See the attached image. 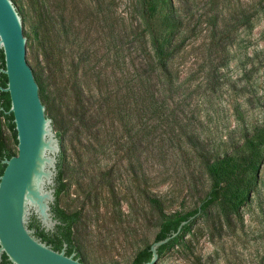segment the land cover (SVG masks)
<instances>
[{
    "label": "rangeland",
    "instance_id": "374dc122",
    "mask_svg": "<svg viewBox=\"0 0 264 264\" xmlns=\"http://www.w3.org/2000/svg\"><path fill=\"white\" fill-rule=\"evenodd\" d=\"M13 1L22 10L29 35L25 4ZM174 1L185 27L183 46L171 64L179 92L167 107L177 111L181 124L197 134L211 154L222 156L264 122V0H221L218 10L215 0ZM103 3L116 31L122 70L132 78L146 69L148 55L153 54L146 37L138 36L143 31L140 1ZM106 66L112 68L111 63ZM31 67L37 72L34 52ZM44 92L48 96L50 90ZM48 107L50 111V103ZM166 119L167 115L161 122L144 121L147 131L139 137L132 162L122 146L111 145L106 152L89 147L96 144L91 136L75 146L67 139L60 142L66 183L60 207L80 212L73 237L86 264H132L140 249L153 244L159 227L152 199L160 200L167 215L185 214L202 205L209 190L204 169L185 156L173 155ZM52 127L57 134L54 120ZM180 133L176 128L175 134ZM101 136L109 139L106 133ZM3 137L17 155L18 144L5 126ZM117 138L126 142L127 136L119 131ZM219 218L218 226L210 228L201 215L185 233V240L192 242L176 246L157 264H264V165L257 191L240 213L230 221Z\"/></svg>",
    "mask_w": 264,
    "mask_h": 264
},
{
    "label": "trees",
    "instance_id": "16d2710c",
    "mask_svg": "<svg viewBox=\"0 0 264 264\" xmlns=\"http://www.w3.org/2000/svg\"><path fill=\"white\" fill-rule=\"evenodd\" d=\"M139 1L143 31L138 36L143 40L146 37L153 54L148 55L146 69H141L131 78L122 70L118 58L120 52L115 43L116 31L109 22V11L103 0H23L26 7H23V16L29 18V36L34 40L35 79L39 88L50 90L45 99L50 103L60 142L67 139L74 145L75 142L82 143L85 136H91L96 144L91 143L89 147L106 152L111 145L122 146L126 148V158L130 162L134 160L139 137L147 131L144 121L156 119L161 122L167 115L172 132L168 141L176 152L173 155L185 156L188 162L199 164L204 169L209 190L202 201L201 215L208 227L216 228L218 219L221 221L220 216L230 221L257 191L264 165V122L247 134L230 153L222 156L211 154L202 139L187 125L181 124L177 111L167 107L168 100L173 102L179 92L171 64L183 46L184 20L174 0ZM215 2L218 10L221 0ZM215 18L214 26H218L220 14ZM108 63H111V69L106 66ZM0 68H5L3 52L0 54ZM90 81L93 86L89 85ZM7 82V76L0 71V85L6 87ZM10 108L9 93L0 90V176L6 168L3 160L16 155L4 142V126L18 144L14 115L7 113ZM176 128L181 130L180 134H175ZM119 131L127 136L126 142L117 138ZM102 133H106L109 139H100ZM64 162L65 150L62 149L55 186L57 200L52 208L55 218L61 222L56 231L72 245L68 253L76 249L75 258L86 264L73 237L80 212L69 213L60 207V196L66 190ZM151 203L158 213L156 225L159 231L154 242L165 239L199 211L198 207L185 214L167 215L159 199H152ZM199 217L186 225L178 237L160 248V259L176 246L185 247L186 243L192 242L185 240V233ZM30 227L36 230L35 235L43 242L53 240L35 218ZM151 245L140 249L132 264L150 261ZM55 246L56 249L62 248L61 239ZM0 264H9L6 255L0 259Z\"/></svg>",
    "mask_w": 264,
    "mask_h": 264
},
{
    "label": "water",
    "instance_id": "95a60500",
    "mask_svg": "<svg viewBox=\"0 0 264 264\" xmlns=\"http://www.w3.org/2000/svg\"><path fill=\"white\" fill-rule=\"evenodd\" d=\"M0 52L5 58L0 71L8 79L0 90L10 95L7 113L14 115L18 141V154L3 160L6 168L0 176V259L6 255L9 264H85L75 258L76 253L66 256L65 249L55 251L30 227L34 218L46 233L61 224L52 210L61 146L53 132L44 88H39L31 67L33 44L13 0H0ZM201 207L176 231L151 245L152 256L146 264L159 262L160 248L199 217Z\"/></svg>",
    "mask_w": 264,
    "mask_h": 264
},
{
    "label": "flooded vegetation",
    "instance_id": "af4514ba",
    "mask_svg": "<svg viewBox=\"0 0 264 264\" xmlns=\"http://www.w3.org/2000/svg\"><path fill=\"white\" fill-rule=\"evenodd\" d=\"M0 54H1V52H0ZM50 239H53V240H49V241H46V243L49 245V246H51L55 251H58V252H61L62 250H64L65 249V251H66V256H70V255H72L73 253H76L77 254V252L75 251V250H73V251H71L70 253H68L69 251H70V249L72 248V245H70V244H68V243H66L65 241H64V239L62 238V236L61 235H59L58 234V232L55 230L54 232H52V233H50ZM56 236H58V238L56 237ZM58 239H61V244L63 245L62 246V248H60V249H56L55 247V245H56V242L58 241ZM80 260V259H79ZM81 261V260H80ZM82 262V261H81Z\"/></svg>",
    "mask_w": 264,
    "mask_h": 264
}]
</instances>
